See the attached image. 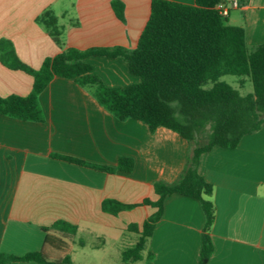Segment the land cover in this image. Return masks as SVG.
Listing matches in <instances>:
<instances>
[{"label": "crops", "instance_id": "obj_1", "mask_svg": "<svg viewBox=\"0 0 264 264\" xmlns=\"http://www.w3.org/2000/svg\"><path fill=\"white\" fill-rule=\"evenodd\" d=\"M122 1L125 21L117 17L112 0H0V40H10L18 57L35 69L63 47L135 49L152 0ZM224 1L230 10L227 22L246 28L249 46L264 43V0L239 1L238 6L233 0ZM47 11L58 19L63 47L39 20ZM87 61L110 86L140 80L120 57L90 56ZM33 84L32 74L12 69L0 58V95H28ZM39 100L43 122L0 113V254L21 256L44 250L51 258H62L70 253L73 264H77L73 255L79 251L110 255L111 244L116 245L123 233H135L137 239L129 226L138 224L142 229L157 207L142 204L114 215L103 210V201L158 200L155 182L176 181L191 146L167 127L152 132L141 120L118 119L75 79L54 77ZM53 154L109 166L128 156L135 164L131 171L110 173ZM199 172L214 185L210 197L215 207L210 230L214 252L209 264H264V126L245 135L236 148L217 145L203 153ZM58 220L77 230L55 229ZM204 224L197 198L167 196L163 215L138 264H199ZM47 236L66 241L67 248L46 243ZM8 264L40 263L15 260Z\"/></svg>", "mask_w": 264, "mask_h": 264}, {"label": "trees", "instance_id": "obj_2", "mask_svg": "<svg viewBox=\"0 0 264 264\" xmlns=\"http://www.w3.org/2000/svg\"><path fill=\"white\" fill-rule=\"evenodd\" d=\"M220 1L195 0L188 4L152 0L150 17L135 49L122 45L93 46L84 50L64 48L58 19L47 11L39 20L45 23L63 49L56 56L47 57L39 69L25 64L10 40H0L3 63L34 76L33 89L28 95H0L1 114L45 121L40 94L54 77L62 76L89 88L99 103L118 119L141 120L152 132L164 126L189 142L191 153L179 178L174 182H155L158 200L147 198L141 203H124L107 198L103 201V210L114 215L142 204L157 207V211L145 219L142 229L138 224L129 226L138 237L133 245L124 249L123 264H138L144 258L143 252L163 215L165 199L172 194L190 196L201 202L205 224L199 264H209L214 252L210 234L215 221V207L210 199L214 185L199 172L201 156L217 145L236 148L245 135L264 126V43L250 47L246 28L227 22V17L217 9ZM239 1L246 3L249 0ZM111 3L117 17L125 21V3L122 0H112ZM90 56L120 57L140 80L125 86H110L94 72L93 64L87 61ZM227 74L248 76L253 92L243 95L239 89L221 80ZM53 155L110 173L131 171L135 164L128 156H121L116 166H109L72 156ZM53 227L77 230L75 225L63 220L56 221ZM46 243L67 248L66 241L50 236H47ZM15 260L73 264L70 253L62 258H51L44 250L21 256L0 254L2 264Z\"/></svg>", "mask_w": 264, "mask_h": 264}, {"label": "rangeland", "instance_id": "obj_3", "mask_svg": "<svg viewBox=\"0 0 264 264\" xmlns=\"http://www.w3.org/2000/svg\"><path fill=\"white\" fill-rule=\"evenodd\" d=\"M245 79L246 83H242V80ZM221 80L228 82L233 85L235 88L239 89L243 95H247L253 92V84L250 81L248 76H238L227 74L221 77ZM244 84V85H243ZM135 233H123L119 241L115 244H111L112 250L110 255H93L89 251H79L77 255L74 254L75 262L77 264H120L121 263V250L134 244L136 240ZM120 237V236H119Z\"/></svg>", "mask_w": 264, "mask_h": 264}, {"label": "built area", "instance_id": "obj_4", "mask_svg": "<svg viewBox=\"0 0 264 264\" xmlns=\"http://www.w3.org/2000/svg\"><path fill=\"white\" fill-rule=\"evenodd\" d=\"M239 4V0H233V5L234 6H238ZM217 9L221 12V14L225 17H227L230 13L229 8L227 7L226 3L224 0H221L218 4H217Z\"/></svg>", "mask_w": 264, "mask_h": 264}]
</instances>
